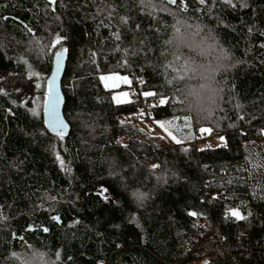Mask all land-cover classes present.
<instances>
[{
	"label": "trees",
	"instance_id": "16d2710c",
	"mask_svg": "<svg viewBox=\"0 0 264 264\" xmlns=\"http://www.w3.org/2000/svg\"><path fill=\"white\" fill-rule=\"evenodd\" d=\"M197 262L264 264V0H0V264Z\"/></svg>",
	"mask_w": 264,
	"mask_h": 264
},
{
	"label": "water",
	"instance_id": "95a60500",
	"mask_svg": "<svg viewBox=\"0 0 264 264\" xmlns=\"http://www.w3.org/2000/svg\"><path fill=\"white\" fill-rule=\"evenodd\" d=\"M65 52H60L54 60V67L48 79V94L44 107V118L48 130L52 133L68 134L70 124L64 115L65 96L62 89V78L66 69ZM96 193L104 196L103 189Z\"/></svg>",
	"mask_w": 264,
	"mask_h": 264
},
{
	"label": "rangeland",
	"instance_id": "374dc122",
	"mask_svg": "<svg viewBox=\"0 0 264 264\" xmlns=\"http://www.w3.org/2000/svg\"><path fill=\"white\" fill-rule=\"evenodd\" d=\"M48 79L49 78H47V80L45 81L46 89L48 88ZM102 79H103V82H104L106 87H108L110 89H116V91L114 93V100L115 101L125 102V101H128L131 99V93L128 89H126L127 86L130 84V78L127 75H122L120 73H109V74L103 75ZM30 80H31L30 88H31L32 92H38L39 90H41V88H42L41 84L43 83L44 79L40 73H33ZM47 94H48V90H47ZM47 94H45L43 99L44 98L47 99ZM33 99H34V103L39 105L40 101H41L40 99H42V98L41 97L40 98L34 97ZM38 100H39V102H38ZM44 106H45V103H44ZM149 128H152V127H149ZM159 129L163 130L162 127H160ZM222 142H223V138L217 137V138L207 140V142L205 144H203V146H205V145L206 146H217V145L221 144ZM195 264H202V263L197 262Z\"/></svg>",
	"mask_w": 264,
	"mask_h": 264
},
{
	"label": "built area",
	"instance_id": "2783aa9c",
	"mask_svg": "<svg viewBox=\"0 0 264 264\" xmlns=\"http://www.w3.org/2000/svg\"><path fill=\"white\" fill-rule=\"evenodd\" d=\"M162 101H163L162 98H155V97H152V98L149 99V102H148V103L151 104V105L157 106V105L161 104ZM144 110H145V109H144ZM139 115H140L141 118H143L142 114L139 113ZM149 126H150V127H154L153 124H152L151 122H149Z\"/></svg>",
	"mask_w": 264,
	"mask_h": 264
}]
</instances>
